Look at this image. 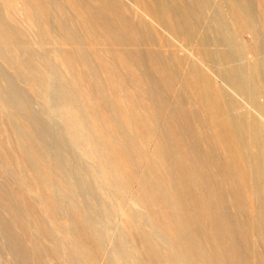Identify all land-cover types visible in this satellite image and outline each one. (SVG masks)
Here are the masks:
<instances>
[{"label":"rangeland","instance_id":"374dc122","mask_svg":"<svg viewBox=\"0 0 264 264\" xmlns=\"http://www.w3.org/2000/svg\"><path fill=\"white\" fill-rule=\"evenodd\" d=\"M213 16L192 0H0V264H264L246 137L229 129L243 173L176 62L217 78L231 117L263 119L242 96L233 106L217 62L199 57L226 48ZM65 90L84 142L109 158L117 145L126 181L77 142Z\"/></svg>","mask_w":264,"mask_h":264},{"label":"bare ground","instance_id":"6f19581e","mask_svg":"<svg viewBox=\"0 0 264 264\" xmlns=\"http://www.w3.org/2000/svg\"><path fill=\"white\" fill-rule=\"evenodd\" d=\"M193 2L199 12H204L205 9H211L214 12V16L212 17L214 25L212 29L215 35H213L218 45L226 47L225 49L219 48L216 51H199V57L201 56L200 58L203 61L205 58H211L217 62L221 83L229 87L234 94L231 98L233 106L239 105V96H242L243 106L254 109L258 113L257 115L263 117L262 120H259L255 115L256 113L254 114L252 111L245 110L238 117H231L225 106L222 89L218 84L217 78L212 77L209 73L199 70L196 67H191L187 64L183 65L181 59L179 60L177 56H174L177 57L176 62H179L178 66L181 69L182 78L192 89L197 103L207 113L221 145L223 148L232 151L236 166L243 173H245V164L241 160L239 147L234 143H230V138L233 135L229 133V129L235 132L234 139L239 135L246 137L248 154L251 158L250 173L255 181V191L257 194L254 208L260 226V239L262 240V245H264V42L262 40L264 38V0H222L221 3L214 0H192ZM169 8L164 7L158 10V16L175 33H179L180 29L174 26ZM222 9L227 10L226 13H228V16L221 13ZM146 14L149 15V12L147 11ZM151 17L154 18L153 16ZM244 35H248L249 40L244 41L242 39ZM189 36H198L199 40L202 41L203 39L205 42L204 37H202L203 35L201 36V31L189 29L187 38H190ZM181 46L186 47L184 44ZM53 87V82L49 80L40 85L38 90L43 95L45 94V96L47 95L49 97L51 96L50 92ZM59 101L60 105L58 109L61 114L70 117L73 130L77 136V142L81 144L83 150L91 153L103 162L105 160L107 163V160H110L117 174L115 176L121 177L119 180H125V173H123L122 178V174L117 171H123L125 164L123 163V158L120 160L117 157L119 155L121 157L122 155L119 154L117 145L106 144L104 141L110 149L115 147L110 158L98 151V141L95 138H92L89 145H87L83 140L82 133L73 124L75 122H73V118L68 112V108L73 102L72 97L69 96L66 90L60 91ZM126 119L128 118L126 117ZM39 176L44 183V187L48 188L51 186L52 188V192L48 196V206L52 213L59 218L60 206L57 203V199L55 200L54 182L50 177H45L40 174ZM115 176L113 179L117 181ZM190 179L193 178L190 177ZM124 187L125 190L122 196H125L130 188L127 183L124 184ZM136 198L138 200L139 195H136ZM70 208L74 210L72 215L73 220L75 217L78 224L84 226V229H86V235L92 236L91 229L89 226L87 228V223L81 213L75 207ZM72 228L75 230V224L69 227V230L72 231ZM87 229L90 230L89 233H87ZM93 238L95 237L93 236ZM97 246L100 249L102 248L101 245Z\"/></svg>","mask_w":264,"mask_h":264}]
</instances>
